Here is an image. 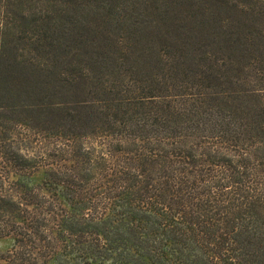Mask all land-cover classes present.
Instances as JSON below:
<instances>
[{
	"label": "trees",
	"instance_id": "trees-1",
	"mask_svg": "<svg viewBox=\"0 0 264 264\" xmlns=\"http://www.w3.org/2000/svg\"><path fill=\"white\" fill-rule=\"evenodd\" d=\"M117 1L0 0V264H264V0Z\"/></svg>",
	"mask_w": 264,
	"mask_h": 264
},
{
	"label": "rangeland",
	"instance_id": "rangeland-1",
	"mask_svg": "<svg viewBox=\"0 0 264 264\" xmlns=\"http://www.w3.org/2000/svg\"><path fill=\"white\" fill-rule=\"evenodd\" d=\"M86 1L90 2L91 4H94V3H103L104 4V2H109L110 0H86ZM115 1H117V0H115ZM140 1L154 4L156 0H140ZM159 1H167V2L170 1L171 2V0H159ZM136 2H138V0H136ZM116 3H117L116 5L120 6V8L118 10L115 8V10H114L115 16L128 17L129 15L133 16L135 12H138L137 10L134 9V8H136V6H134V8H133L131 5H129L130 4L129 2H123V0H118ZM123 3L125 4L126 7H123V5H122ZM51 9H52V16H55L56 11H54L53 8H51ZM99 12L100 13L103 12V9H100ZM103 14H105V11L103 12ZM79 17H80V15H79ZM50 30H53L56 35H59L61 32L60 28H51ZM46 31L48 32L49 29H46ZM42 174H43L42 169L37 171L34 175V178H33L34 181L39 182ZM13 244H14L13 236H0V254L1 253H7V251L12 248Z\"/></svg>",
	"mask_w": 264,
	"mask_h": 264
}]
</instances>
